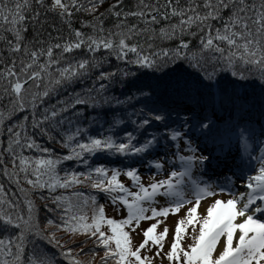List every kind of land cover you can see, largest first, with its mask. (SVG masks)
<instances>
[{
  "label": "snow or ice",
  "instance_id": "6c2138e0",
  "mask_svg": "<svg viewBox=\"0 0 264 264\" xmlns=\"http://www.w3.org/2000/svg\"><path fill=\"white\" fill-rule=\"evenodd\" d=\"M50 2L47 11L71 18L73 10L95 13L103 0H88L87 5L81 0ZM43 8L45 0H0V43L6 46L10 59V63L5 64V53L0 52V65H3L0 98L8 97V105L0 111V176L16 186V191H11L0 183V264H47L35 254L26 256L30 235H39L61 249L65 247L54 233L44 236L40 231L34 205L22 181L31 190L54 191L57 187L68 189L83 184L85 180L91 181L93 189L117 193L112 203L116 206L119 202L127 215L121 220L107 217L100 205L93 209L89 223L83 209L88 206L89 199L95 205L94 197L83 199L82 203L68 200L64 207L61 201L66 198L55 196L53 203L63 209L59 217L61 223L48 220L47 224L55 225L58 231L94 238L97 246L104 249L100 258L102 264H108L109 260L114 264H153L156 259H167L175 264H264V140L260 139L264 137V0H183V3L181 0H137L135 7L127 10L123 0H117L108 10L116 17L111 29H106L103 19H99L88 25L95 35L75 30L74 39L55 43L52 41L63 38L52 37L48 32V39H42L46 23L41 19L40 9ZM129 18L135 22L130 23ZM162 21L169 23L166 27H156ZM29 25L34 33L31 40L26 35ZM189 35L198 37L195 52L191 50V41L183 39ZM177 39L179 43L173 49L155 46L157 40ZM82 48L89 53L103 49L120 60L154 72L174 60H186L188 67L194 70L190 75L194 76L195 87L192 80L177 78L164 82L162 89L152 84L139 89V96L134 98L143 107L131 113L137 119L130 122L142 139L128 130L122 138L115 133L92 136L82 126L83 114L77 106L96 108L93 93L102 94L107 87L105 84H99L98 88L93 85L84 93L73 91L68 93L67 99L47 103L53 93L86 76L90 68L97 66L93 60L68 59L65 55ZM129 53L134 58L129 59ZM114 75L116 73L101 72L97 79L108 80ZM156 79L163 81L164 77ZM226 81L230 87L226 86ZM250 86L260 87L259 98L254 91H249ZM165 98L172 103H165ZM116 103L122 102L117 100ZM25 111L30 116L6 123ZM123 123V119H117L112 127ZM195 134L201 143L227 145L223 160L216 159L226 166L231 161L230 168L240 167L236 161L239 159L243 164L245 157L248 161L254 159L258 165L253 167L250 162L246 165L255 172L246 178L243 185L246 192L233 194L227 201L216 199L202 218L198 214L202 200L217 192L210 185L201 187L192 180L193 199H187L181 187L185 177H192L194 167H203L211 159L204 154L206 144L203 149L194 144ZM56 135H62V147L68 149L62 159L25 155L33 150L50 153L51 149L43 147L37 136L52 140ZM162 141L176 149L173 155L183 170L171 171L166 179L153 178L148 185L141 182L138 169L134 167L123 173L112 169L111 175L108 169L97 167L92 170L97 176L95 180L91 172L87 175L66 173L63 178L57 172V165L64 160L75 159L87 164L85 154L98 152L143 159L145 155L152 156ZM254 144L260 145L258 149L253 148ZM256 150L260 153L258 156L254 155ZM183 152L188 155L181 154ZM169 162L175 163L163 156L149 161L158 171ZM121 175L132 181L139 191L131 192L119 179ZM228 180L230 182V178ZM226 190L220 189L221 192ZM17 192L24 193L23 199ZM74 195L84 197L83 193ZM157 195L175 199L168 206L152 207ZM128 196L132 197L131 201L126 198ZM145 203L149 206L144 207ZM185 205L191 207L187 208L184 218L176 221L170 248L165 253L163 241L168 237L169 228L165 226L159 233L156 230L169 214L178 215ZM115 210L122 209L117 206ZM149 212L151 214L146 215ZM145 220L156 222L140 233L143 239L134 247L131 233ZM102 225L108 226L110 235L101 230ZM189 226L192 243L184 247L181 242L188 235ZM222 237V250L217 253ZM152 246L156 249L154 253ZM142 251L152 254L141 255ZM72 252V248H67L62 255L70 258V264H81ZM80 254H83L82 248Z\"/></svg>",
  "mask_w": 264,
  "mask_h": 264
},
{
  "label": "trees",
  "instance_id": "16d2710c",
  "mask_svg": "<svg viewBox=\"0 0 264 264\" xmlns=\"http://www.w3.org/2000/svg\"><path fill=\"white\" fill-rule=\"evenodd\" d=\"M85 5L88 4V0H81ZM117 0H103V3L98 5V10L89 14L86 12H75L73 10V15L71 18L60 17L57 14L47 11L51 7L50 0H45V8L40 9L42 15L41 19L46 20L44 25L45 35L42 36V39L47 40V33L51 32L52 37H62L63 39L57 41L53 40L52 42H63L64 40L74 39L72 33L75 30H80L86 35H95L93 29L89 27V24L97 23L99 19H103L104 26L106 29H111L113 24L116 22V17L109 13V8L113 3H116ZM137 0H123V7L127 9L134 8ZM183 3V0H181ZM38 7V6H35ZM101 14H103L101 16ZM129 22H135L133 18H129ZM172 22H175L173 20ZM168 21H162L160 25L156 27H166ZM27 39L31 40L34 35L32 31V26L29 25V32L26 34ZM10 38V37H9ZM183 39L191 41V50L193 52L197 51L196 45H198L199 40L196 36H185ZM179 39L177 40H157L155 46L159 48H168L173 49L177 47ZM0 52L5 53V64L10 63V59L7 53L6 46L0 43ZM57 54L59 50H56ZM68 59H90L97 64L96 67L89 69L88 74L70 85H66L64 88L53 93L52 97L47 101V103H55L59 99H67L68 93L75 91L76 93H84L88 89L92 88L93 85L99 87V84H105L106 90L102 94L93 93L96 96L97 107L92 108L90 106L79 105L77 106L82 112L81 124L82 126L88 129V133L92 136H99L101 133L107 135L115 133L118 138L123 137L125 130L134 131V134L138 139L143 137L139 132H135V125L132 124L131 120H136L137 117L132 116L131 113L136 111L138 112L143 105L138 103L134 97L139 96V89L143 88L146 84H152L153 86H159L161 89L164 86L166 81H175L177 78L181 79H190L193 81V87H195L194 76L190 75L194 72L193 69L188 67V61H181L179 59L169 62L164 65V67L154 72L152 69L140 68L130 63H127L123 60H120L116 57L114 53H109L101 49L96 53H89L86 49L74 50L72 53L65 54ZM134 58L133 54L129 53V59ZM3 69V65H0V70ZM101 72L106 73H116V75L111 76L108 80H98L97 77ZM129 73L125 76L123 73ZM164 73H168L167 76H164ZM222 75H226L222 74ZM163 76L164 80H157L156 77ZM254 78V77H253ZM231 80V77H228ZM226 86L227 81L225 82ZM249 91H254L257 98L261 94L260 87H249ZM130 97L133 99L129 100ZM174 99V98H173ZM108 100L111 103H104L103 101ZM119 100L122 103L117 104L116 101ZM165 103H172L168 98H165ZM8 105V97L4 96L0 98V111L5 110V106ZM174 106V105H173ZM7 114V113H5ZM23 116H30V113L25 111L17 113L13 116L11 121H6V123H13L22 119ZM117 119H123L124 123L112 127L113 123ZM173 119H175V113H173ZM155 128V125L152 126ZM259 129V126H257ZM151 131V129H149ZM62 135H56L55 139L49 140L47 137L37 136V141L43 146L51 149V152L48 154H42L35 150L28 151L25 155L28 156H51V158L56 159L68 154V149L62 147L61 141ZM218 143V142H217ZM169 144L167 141H162L161 144L157 145L154 152L158 149L160 145ZM153 152V153H154ZM150 156L145 155L143 159L139 156H122L119 154H113L111 152H98L95 155L85 154V159L87 164L82 163L79 160H64L62 163L57 165V172L59 176L63 178L66 173H84L87 175L89 172L92 173L93 179H97L94 170L97 167H103L109 170V175H111V170H125L127 171L128 166H134L138 162L148 160ZM82 178V177H81ZM122 182V181H121ZM0 183L5 184L6 189L11 191H16V186L14 184L10 185L7 182V178L0 176ZM22 186L27 191L28 198L32 201L34 205V217L39 224V229L44 236L50 234H55L59 238L60 243L65 247L61 249L60 247L53 246L49 244L46 239H42L39 235H30L28 238V243L25 249L26 256H33L34 254L41 259H45L47 264H70V258H65L62 255L63 251H66L67 248H72V255L79 261L81 264H102L101 257L104 254V249L97 246L95 239L90 238L87 235L82 234H69L64 231H58L55 225H48V220H53L56 224L61 223L59 217L63 215V209L58 207L57 204L53 203V198L55 196H62L66 198L61 203L64 207H67V201L70 200L73 203L80 201L82 203L83 199L95 198V205L92 204L89 199L88 206L83 209L84 213L89 217L88 222H91V216L93 214V209L97 206H104V203L108 199L112 202V196H116L117 193H108L101 192L90 187L91 181L85 180L83 184L74 185L68 189H62L57 187L54 191L48 189L43 190H31L29 186L21 182ZM74 193H83L84 197H77ZM17 196L20 199H23L24 193L17 192ZM23 207V205H22ZM202 218V217H201ZM144 229L148 228L150 224H146ZM197 230L199 225L197 224ZM101 230L105 231L107 234H111L107 225H102ZM173 234V232H172ZM171 240L168 246L167 251L170 248L172 242ZM114 248V244L111 245ZM133 246H138L133 244ZM83 249V254H80V249ZM141 255H144L141 253ZM170 262V261H169ZM27 264V262H26ZM108 264H114V261L109 260ZM170 264H175V262H170Z\"/></svg>",
  "mask_w": 264,
  "mask_h": 264
},
{
  "label": "rangeland",
  "instance_id": "374dc122",
  "mask_svg": "<svg viewBox=\"0 0 264 264\" xmlns=\"http://www.w3.org/2000/svg\"><path fill=\"white\" fill-rule=\"evenodd\" d=\"M257 135H259V129H257ZM194 144L199 145L201 149L205 147V144L207 146V151L204 152L205 155L210 156V162H206V164L203 167H194L192 171V177L188 178L185 177L184 179V184L181 186L183 191L185 192L186 198L187 199H193L192 195V188L194 187L192 185V180H196L201 187L204 185H210L212 190L217 192V195L212 196V197H207L202 200L200 208L198 209V214L199 217H203L206 215V209L209 205H211L216 199H220L223 201H227L228 199L233 197V194L230 192V189L227 187L228 183L234 182L235 185L238 187L241 185H238L239 183L237 182H242L245 181V176L244 174L247 173H255L251 169H249L246 165L250 162L253 167H258L256 164V161L253 159L251 161H248V159L245 157L243 164H241V160H237L236 163L240 165V167H231V161H229V166H226L225 163L218 161L216 158L220 157L221 161L223 160V157L226 155L228 148L227 145L222 144V142L213 144V143H208L204 142L201 143L200 139L198 137V134L194 135ZM261 140H264V137H260ZM260 145L254 144L253 148L258 149ZM223 148V151L221 150ZM176 151V149L171 145H161L159 146V149H157L152 156L148 158L146 161L138 162V164H134V168L138 169L139 175L141 177V182L144 183L145 185H148L149 183L153 182V178L155 180H160V179H166L168 177V174L171 171H181L183 170L181 167L180 162L176 159V157L173 155V153ZM233 153L235 154V148L233 147ZM166 154V155H165ZM181 154L188 155V153L183 152ZM260 153L258 150L254 151V155L258 156ZM164 157L167 161H175V163H166L165 167L163 170H156L149 161L159 159L160 157ZM209 164H214L218 165L221 164V169H218V171L214 174V172H207L205 169L208 167ZM132 166L129 165L128 168H131ZM241 168H243V172H241ZM122 173L125 172V170H120ZM235 173V175H233ZM230 178V182L228 180ZM119 179L124 183V185L131 191V192H137L139 191L138 187H136L132 181H130L126 176L121 175ZM221 187L226 188L227 190L224 192H221L220 189ZM163 191V189L161 190ZM113 197V196H112ZM111 197V198H112ZM129 199V201L132 200V197L128 196L126 197ZM155 203L152 204V207H165L168 206L172 200L175 199V197L169 198L165 197L162 195H157L155 198ZM107 201L104 203V209H105V215L110 218H115L117 220L123 219L127 213L125 210H123V206L119 205V202H117V205L114 206L111 201L106 199ZM119 206L122 210L121 211H116V207ZM144 207H148L149 205L145 203L143 205ZM191 207V205H185L184 208H182L179 212L178 215H172L169 214L167 217V220L160 225V227L156 230L157 233L163 231V228L166 226L169 228V234L168 237L163 241V246H164V252H167L170 240H171V234L174 230L175 223L177 220L184 218L185 213L187 212V208ZM151 213H146V215H150ZM264 218V217H262ZM157 219L164 220L163 217H158ZM155 220H145L141 221L139 228L131 233L132 236V243L139 245L140 242L142 241L143 237L140 235V233L144 230L143 227H146V224H152L155 223ZM110 230V229H109ZM127 231L128 229L125 228ZM182 245L184 247H187L188 244L192 243V229L191 226L188 228V235L184 237L182 240ZM222 244H223V237L221 238L220 241V246L217 248V253L222 250ZM151 246V244H150ZM155 247L152 246V252H155ZM142 253L145 255H151L152 253H148L145 251H142ZM153 264H170V262L167 259H156L153 261Z\"/></svg>",
  "mask_w": 264,
  "mask_h": 264
},
{
  "label": "bare ground",
  "instance_id": "6f19581e",
  "mask_svg": "<svg viewBox=\"0 0 264 264\" xmlns=\"http://www.w3.org/2000/svg\"><path fill=\"white\" fill-rule=\"evenodd\" d=\"M208 155V154H207ZM221 164H218V165H214V164H209L208 165V167L205 169V171H207V172H214V174L218 171V169H221ZM255 173H247V174H244V176H245V181H242V182H237V183H239L238 185H241V187L240 186H236L235 185V183L234 182H230V183H228V188L230 189V192L232 193V194H239V193H242V192H246L247 191V189L246 188H244L243 187V185H244V183L246 182V178H247V176H249V175H254ZM257 203L259 204L260 202L259 201H257Z\"/></svg>",
  "mask_w": 264,
  "mask_h": 264
}]
</instances>
